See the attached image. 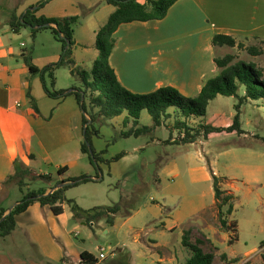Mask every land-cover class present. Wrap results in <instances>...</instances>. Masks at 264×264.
<instances>
[{
	"label": "crops",
	"instance_id": "1",
	"mask_svg": "<svg viewBox=\"0 0 264 264\" xmlns=\"http://www.w3.org/2000/svg\"><path fill=\"white\" fill-rule=\"evenodd\" d=\"M41 1L20 0L18 6L10 7L4 16H0V209L5 208L6 213L18 201L10 200L11 188L2 189V182L14 172L16 161L30 168L34 174L56 176L59 169L66 168L62 175L57 176L58 179L90 176L91 181L70 187L65 192L66 197L73 199L84 211L98 206H111L121 197L128 203L120 212L112 215L113 224H108L104 218L88 223L75 220L66 203L62 206L63 212L55 214L50 206L34 202L16 216V226L12 232L5 237L0 236V264H80L83 251L91 253L97 259L96 264H114L116 258L128 252L135 255V260L129 261V264H183L189 258L188 251L171 246L167 235H176L179 246L187 229H191L192 241L201 239L210 245L212 250L205 248L204 244L202 248L214 253L212 264L239 263L237 255H227L220 249L221 245L228 244L229 235L218 218L211 171L222 178L220 188L233 195L232 189L235 187L227 180H234L235 176L264 188V146L243 142L219 150L215 157L233 159L225 169L218 168L215 158L211 160L207 146H210L214 136L254 139L264 145V136H258L253 129L264 113V101L247 100L240 106L242 134L214 132L203 140L182 144L174 142L176 137L170 132L168 142H165L167 139H151L150 143L147 141L134 146L133 154L128 155L131 152H127L117 161L98 162L96 169L81 150L84 113L76 97L73 94L58 98L48 96L40 76L32 73L24 61L32 40L33 51L30 52L34 66L42 68L57 62L61 52L60 42L50 33L53 52L44 56L37 54L34 58L38 34L47 29L38 30L32 35L29 27L15 32L9 24L12 15L20 16L28 7ZM114 10V6L102 0H49L35 12V16L80 17L81 22L73 27L75 45L72 58L75 67L90 70L98 56L96 33ZM218 34L231 36L236 46L214 45L213 37ZM113 37L115 43L109 57L110 66L121 85L132 93L147 94L171 86L182 95L194 98L208 79L220 73L215 59L227 54H233L238 60L247 54L250 62L260 69L264 77V0H178L164 18L121 24ZM23 38L27 39L28 44ZM55 42L59 45H55ZM239 43L243 45L242 48L237 46ZM44 45L41 43V46ZM249 46L261 49L262 53L249 54L246 51ZM226 47L229 52H222ZM80 50L87 52V56ZM70 69L68 67L65 73L69 78L68 84H60V77H64L60 68L54 72L55 89L69 91L73 85H79L70 84ZM238 94L244 95L243 87ZM223 98L234 108V97L219 95L209 102L205 116L187 118L188 125L197 128L216 120L219 123L211 125L229 126L236 111L233 112L232 108L228 113L222 110L220 103ZM145 111L140 114L139 125H143L141 120ZM169 111L173 113L174 109ZM249 112H252V116ZM223 117L226 118L224 121ZM112 119L122 125L127 124L129 128L132 126L131 121L125 124L126 113ZM172 120L174 123V113L161 126L171 129ZM150 122L145 125L152 124L151 117ZM124 131L121 129L117 137L127 140L135 138V141L141 137L122 136ZM162 143L178 146L177 158L170 162L163 158L157 164L153 181L160 188V195L158 198L151 196L142 200L134 190L140 183L136 182L132 190L124 189L125 185L120 184L127 172L126 164L135 165L140 158L138 153L146 152L149 144ZM196 143L200 144L201 152L187 149ZM106 147L94 145L96 152L105 151L103 159L109 156ZM198 159L202 166L209 169L201 168L200 179L196 175ZM154 161L149 157L145 165ZM121 163L124 168H119ZM170 180L174 182L173 185ZM141 183L144 186L148 184L146 181ZM207 183L213 195L210 192L208 200H205L204 195L196 192ZM49 191L50 187L47 188ZM233 209L230 214L225 213L224 217L234 222L237 229L238 223L232 217ZM225 210L226 207L223 208ZM104 222L109 228L103 227L102 232L109 233L112 230L118 241L114 245L106 243L105 258L101 260L91 252L87 242L98 236L92 229ZM235 234L237 239L236 231ZM222 254L226 255V259H221ZM232 259L237 262L231 263Z\"/></svg>",
	"mask_w": 264,
	"mask_h": 264
},
{
	"label": "trees",
	"instance_id": "2",
	"mask_svg": "<svg viewBox=\"0 0 264 264\" xmlns=\"http://www.w3.org/2000/svg\"><path fill=\"white\" fill-rule=\"evenodd\" d=\"M48 1L42 0L32 7H28L20 16L12 15L9 24L15 32L19 31L20 28L29 27L32 35L38 30H50L56 40L60 42L61 52L57 62L37 68L32 64L30 51L24 55V61L32 73L40 76L48 96L58 98L73 94L76 97L84 113L81 150L87 154L96 169L97 163L104 161L102 154L105 152H96L92 146V137L99 134L98 130L93 126V123L97 120H108L126 113L125 124L127 121H131L132 126L122 132L121 135L125 137L131 135L140 136L154 131L157 127L164 124L165 120L172 117L174 113V123L170 131L172 133L173 128L180 130L174 142L186 144L193 143L200 136L207 138L209 134L214 132L244 133L240 122V106L247 100L264 101V78L260 69L254 63H246L243 60L232 63L235 59L233 54H227L222 58L215 59V64L220 69V73L208 79L194 98L182 95L171 86H164L147 94H137L128 91L121 85L109 63V57L115 43L113 34L116 29L121 24L134 21L160 20L166 16L169 8L178 0H144V2H140V0H102L114 6L115 10L96 33L95 47L98 50V56L90 70L75 67V62L72 58L75 45L73 27L81 22V18L36 17L35 12ZM213 44L234 47L236 46V41L229 35L218 34L213 37ZM237 46L239 48L243 47L240 43ZM246 51L251 55L262 53L261 49L253 46L247 47ZM64 65H68L71 68L72 77H76L79 80V85H73L69 91L54 88V72ZM241 87L244 88V95L242 96L238 94ZM219 95L236 99L234 104L236 114L231 124L227 127H216L211 124H201L197 128L190 127L186 119L190 116H205L209 102ZM171 108L174 109L173 113L169 111ZM143 110H146L150 115L151 125H139L140 114ZM262 140L264 141V138ZM168 141L169 139L165 142ZM123 155L124 153L116 154L111 159L106 160V162L117 161ZM65 171L66 168L59 169L56 176L34 174L30 168L17 161L15 162L14 172L2 182V189H10L13 186L21 188L26 178H30L38 186L24 192L10 214L4 218L6 209H0L1 237H5L12 232L16 226V216L24 212L34 202H39L42 206H50L55 214L62 213V206L66 203L70 206L73 219L75 220H84L88 223L104 218L108 224H113L112 215L120 212L128 201L121 197L118 202L111 206H98L89 211H84L73 199L67 198L65 192L70 187L91 181L92 178L88 175H83L77 178L58 179L57 176L62 175ZM211 174L219 221L223 228L231 230V236H235V240L236 234L233 230L236 231V225L232 221H227L224 217L225 213L230 214L232 212L235 196L220 188L222 178L217 177L212 171ZM48 187L51 188L49 192H47ZM224 207H226L225 212L223 211ZM182 245L189 253V258L183 264L213 263L214 253L204 251L201 239L192 241L191 229L184 231ZM262 256V264H264V255ZM222 259H226V255L222 254ZM236 261V259L230 260L231 263ZM96 263L97 259L91 253L87 251L81 252L80 264ZM126 264H129V262Z\"/></svg>",
	"mask_w": 264,
	"mask_h": 264
},
{
	"label": "rangeland",
	"instance_id": "3",
	"mask_svg": "<svg viewBox=\"0 0 264 264\" xmlns=\"http://www.w3.org/2000/svg\"><path fill=\"white\" fill-rule=\"evenodd\" d=\"M20 0H0V16H4L6 14V11L10 7H16L19 5ZM45 30L44 32H40L38 34V41L36 44L37 53L34 54L33 57L36 58L37 54L39 56L49 55L53 52L52 43H51V31ZM23 40L28 44L27 39L23 38ZM42 44H45L44 46H41ZM51 43V44H50ZM54 43V42H53ZM55 45H59L57 42H55ZM54 45V44H53ZM28 50L33 51V41L30 40V43L28 44ZM83 55L87 56V52H84V50H80ZM222 52H229V48H225ZM243 61L246 63H250V57L246 54L243 55ZM238 61V59L233 60L232 63ZM68 65H64L60 67V71H63L64 77H60L59 81L60 84H68V77L65 73L68 71ZM262 73V72H261ZM260 73V74H261ZM263 77V74H262ZM264 78V77H263ZM70 84H79V80L76 77L70 76ZM222 102L220 103L222 106V110L228 113V111L231 110L233 106H230L229 102L225 100L226 98H223ZM236 102V101H234ZM213 107V106H212ZM233 112H235V109L232 108ZM212 110V108H211ZM211 113V111H210ZM250 115L252 112H249ZM252 116V115H251ZM223 121L226 119L225 117L222 118ZM150 116L145 111L144 115L141 120V124H150ZM170 123H173L170 121ZM218 124L219 121H211L210 124ZM172 125V124H170ZM94 128H96L99 132L97 136L92 137V146L94 148V145H101V146H107L106 150H108L109 156H107V159H103L104 162L113 156L119 153L127 154H133L132 148L134 146H137L141 143H145L148 141L150 143L151 139H157L160 140L167 139L170 134V129L166 126H160L157 127L154 131L143 134L139 138V140L135 141V138L127 139H120L117 137V134L119 131L122 130H128L129 127L126 125H122L121 123H117L113 119L108 120H97L93 123ZM254 132L257 133L259 136H264V113L262 112L260 122L257 126L253 127ZM252 130V127H251ZM172 134L175 135V137L179 134L176 130L172 131ZM96 138V140L94 139ZM258 138V137H256ZM199 140H203L204 137L200 136L198 138ZM94 141V143H93ZM247 143V144H255L259 146H264L262 142L260 143L257 140L254 139H246V140H240V138H237V136H214L210 140V146L208 148V156L211 158V160L215 161V164L219 166L218 168L225 169L226 167H229L231 161L233 160L232 157L226 158V157H215L216 153L219 150H223V148L233 145V144H240V143ZM109 144V145H108ZM191 152L194 151H200L201 152V146L200 144L196 143L192 147L187 148ZM179 151L178 146H168L164 143L162 144H156L152 145L149 144L146 147V152H140L138 155H140V158L136 160L135 165L126 164L127 172L124 173V177L121 180L120 184H124L125 188L127 190H132L134 184L140 183L138 187L136 186L134 190L138 193L139 197L142 200H147L151 196L158 198L160 195V188L155 185V182L153 181V177L156 174V166L159 164L163 158L166 159V162H170L177 158V153ZM187 152V151H186ZM111 156V157H110ZM162 156V157H160ZM149 157L153 158L155 161L151 162L148 166L145 165V160ZM198 158V157H197ZM200 160H197L196 165V175L197 179H200L201 177V168L204 167V170H208L207 166H202L203 164L199 162ZM124 164H119V168H124ZM234 174L236 171H232ZM126 174V175H125ZM234 180H227L231 184L234 185V196L235 200L234 203L235 207L233 209V219L237 224L236 232L238 234V238L234 240L235 236H231V230L224 228L225 231L228 232L229 238H228V244H224L220 246V249L222 252H225L227 255H237L239 257V263L236 264H262L263 263V256L264 255V188H258L259 185H254L251 183V181L242 179L240 177H234ZM141 181H146L148 184L144 186V184L141 183ZM173 181L170 180V184L173 185ZM200 184H198L199 186ZM37 184L34 183L30 178H26L24 180V185L19 188L17 186H13L11 188V196L10 200L14 202L16 199L19 200L21 198L22 194L27 191L36 188ZM21 189V190H20ZM210 192L213 195V191L211 189V186L207 184H203L202 188L198 189L196 193L204 195L203 199L208 200ZM132 199L131 201H133ZM159 200V199H158ZM187 201V200H186ZM128 208V207H127ZM103 227L109 226L104 222L101 226L97 227L95 226L92 231L93 233H97L98 236H94L91 238L90 241L87 243L89 244V248L93 254L98 253V248L100 245L105 247V250L107 248L106 243H109L110 245H114L118 239L113 234V231L111 230L109 233H103ZM235 232V230H233ZM196 237V235H194ZM193 236V237H194ZM167 238L170 242L171 246H175L177 250H184L187 252L185 248H183L182 244L178 246L177 243V236L168 234ZM231 243V241H233ZM205 245V248H212L210 245L203 242ZM222 259V255H221ZM135 260L134 253H126L122 254L119 258H116L114 260V264H126L127 262ZM237 262V261H236ZM1 264H11L8 262H2Z\"/></svg>",
	"mask_w": 264,
	"mask_h": 264
},
{
	"label": "built area",
	"instance_id": "4",
	"mask_svg": "<svg viewBox=\"0 0 264 264\" xmlns=\"http://www.w3.org/2000/svg\"><path fill=\"white\" fill-rule=\"evenodd\" d=\"M105 258V247L101 246L99 247V255H98V259H104Z\"/></svg>",
	"mask_w": 264,
	"mask_h": 264
},
{
	"label": "water",
	"instance_id": "5",
	"mask_svg": "<svg viewBox=\"0 0 264 264\" xmlns=\"http://www.w3.org/2000/svg\"><path fill=\"white\" fill-rule=\"evenodd\" d=\"M54 26H55V25H54ZM16 204H17V203H14V204H12V205L9 207L8 211L4 214L3 218H4L5 216H7L8 214H10L11 210L14 208V206H15Z\"/></svg>",
	"mask_w": 264,
	"mask_h": 264
}]
</instances>
